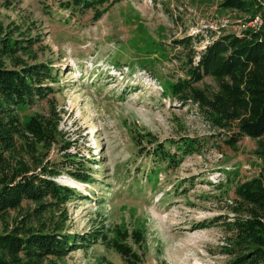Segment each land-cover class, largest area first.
Listing matches in <instances>:
<instances>
[{"label": "rangeland", "instance_id": "rangeland-1", "mask_svg": "<svg viewBox=\"0 0 264 264\" xmlns=\"http://www.w3.org/2000/svg\"><path fill=\"white\" fill-rule=\"evenodd\" d=\"M68 1L0 0V21L34 23L42 38L39 58L58 71L52 98L62 113L59 127L76 143L71 151L97 161L92 184L65 174L56 178L85 195L69 205L70 230L86 232L98 222L140 229L143 264H225L231 258L223 252L226 231L213 221L231 217L226 204L232 193L216 185L229 175L236 180L257 174L260 161L254 140L243 137L230 148L222 142L226 135L211 128L195 105L169 97V85L183 77L188 52L173 42L201 33V43H192L200 49L211 31L251 28L247 23L254 17L221 8V0H130L94 21L90 10L73 15L63 6ZM197 85L216 84L205 77ZM47 106L45 101L20 113L26 119ZM183 138L206 144L177 166L162 164L151 172L155 144ZM57 154L51 150L50 156ZM102 255L124 264L99 245L74 250L58 264H96Z\"/></svg>", "mask_w": 264, "mask_h": 264}, {"label": "trees", "instance_id": "trees-1", "mask_svg": "<svg viewBox=\"0 0 264 264\" xmlns=\"http://www.w3.org/2000/svg\"><path fill=\"white\" fill-rule=\"evenodd\" d=\"M130 0H69L70 10L93 11L100 19L113 5ZM264 0H221L219 6L262 20L258 29L240 33L214 31L200 49L197 33L175 39L173 46L188 49L181 66L183 77L169 85V97L180 104L195 105L209 126L224 133L223 143L236 148L247 137L255 142L260 161L257 174L243 179L229 175L216 186L223 194L231 191L223 224L230 255L225 264H264ZM34 23L0 21V264H58L77 249L99 245L113 250L124 264H143L145 239L142 230H123L116 224L95 223L86 232L70 230V203L85 195L75 187L56 181L63 174L94 183L95 157L79 154L67 131L60 129L62 113L52 94L58 71L51 61L39 58L42 38ZM217 32H220L218 30ZM195 45V46H196ZM41 52V51H40ZM210 77L215 86L197 84ZM47 102L45 113L21 109ZM167 143V144H166ZM202 138L167 139L151 149L153 167L177 166L186 155L202 150ZM173 149V150H172ZM51 150L57 154L51 157ZM151 173L147 174L150 180ZM225 219V220H223ZM96 264H114L100 256Z\"/></svg>", "mask_w": 264, "mask_h": 264}, {"label": "built area", "instance_id": "built-area-1", "mask_svg": "<svg viewBox=\"0 0 264 264\" xmlns=\"http://www.w3.org/2000/svg\"><path fill=\"white\" fill-rule=\"evenodd\" d=\"M262 20L259 16H255L253 19H251L248 23L247 26L251 27V28H255L258 29L261 26ZM246 26V25H243ZM244 30V29H243ZM242 30L240 31H236L234 33H240Z\"/></svg>", "mask_w": 264, "mask_h": 264}]
</instances>
